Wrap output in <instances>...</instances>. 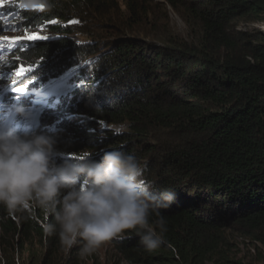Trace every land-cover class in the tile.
<instances>
[{
    "label": "trees",
    "instance_id": "obj_1",
    "mask_svg": "<svg viewBox=\"0 0 264 264\" xmlns=\"http://www.w3.org/2000/svg\"><path fill=\"white\" fill-rule=\"evenodd\" d=\"M259 23L264 0H0V36L54 35L0 40V83L14 87L23 66L27 93L71 85L44 100L20 95L14 106L31 119L7 125L54 136L57 163L132 153L148 180L176 193L161 210L159 249L145 252L135 233L107 241L129 264H264V30L238 28ZM51 221L36 207L0 206V264H81L79 245L45 233Z\"/></svg>",
    "mask_w": 264,
    "mask_h": 264
},
{
    "label": "clouds",
    "instance_id": "obj_2",
    "mask_svg": "<svg viewBox=\"0 0 264 264\" xmlns=\"http://www.w3.org/2000/svg\"><path fill=\"white\" fill-rule=\"evenodd\" d=\"M36 91L25 93L52 95ZM0 93V115L5 117L1 113L11 109L0 120V206L10 212L39 208L52 217L44 224L45 233L56 236L63 248L79 245L81 256L128 233L139 237L145 252L165 243L161 210L175 202L174 189H158L146 178L138 158L118 148L106 151L99 161L89 159V154L57 163L60 153L54 136L20 133L7 125L16 116L31 119L23 107L14 106L22 94L14 93L11 83H0ZM114 131L121 133L119 127Z\"/></svg>",
    "mask_w": 264,
    "mask_h": 264
},
{
    "label": "rangeland",
    "instance_id": "obj_3",
    "mask_svg": "<svg viewBox=\"0 0 264 264\" xmlns=\"http://www.w3.org/2000/svg\"><path fill=\"white\" fill-rule=\"evenodd\" d=\"M157 2H162L163 0H156ZM120 4V5H119ZM119 6L121 5V2L119 1ZM24 6H27L26 4ZM167 13H168V19L170 20V23L174 27L176 31L179 33H185V25L181 21L180 17L175 14L168 6H166ZM251 27L257 28L260 30H264V23L259 24H253V25H244L240 24L238 28L240 30H249ZM32 36H41L45 37L46 39L54 38V35L47 32L45 29L42 28H34V29H27V30H15V32H11L9 36L7 34L0 37V40H8V41H17V40H29V41H36L33 39H30L29 37ZM71 38L76 42H85L86 39L79 36H71ZM41 40V39H39ZM7 84H10V82H7ZM18 84V83H17ZM70 83L68 82L67 78H64L60 80L59 82H52L49 85H47L45 88H40L39 92H44L46 95L48 93L58 96L60 94H64L67 92L70 88ZM13 88V86H12ZM34 92H37L36 90H33ZM9 92V91H8ZM33 93V92H32ZM10 93H7L9 95ZM37 97L44 100L43 96L40 94ZM11 109H8L5 112H2L5 117H2L0 115V120L5 119L8 117V111ZM14 112V111H13ZM1 125V124H0ZM116 129V128H115ZM236 243L239 245V243L242 242L241 239L237 238L235 239ZM81 264H129L128 262L124 261L122 257L110 246L109 242H105L101 247H99L94 253L88 256H81Z\"/></svg>",
    "mask_w": 264,
    "mask_h": 264
},
{
    "label": "snow or ice",
    "instance_id": "obj_4",
    "mask_svg": "<svg viewBox=\"0 0 264 264\" xmlns=\"http://www.w3.org/2000/svg\"><path fill=\"white\" fill-rule=\"evenodd\" d=\"M75 23V21H74ZM30 39L33 40H39V39H46L45 37H41V36H32L29 37ZM31 69H26L23 66H21L17 71H16V76L19 78V83L16 84L13 88L12 91L16 94H23L26 92L28 85L31 83V81H28L27 83L24 81V78L26 77V75L31 72ZM75 158V157H73Z\"/></svg>",
    "mask_w": 264,
    "mask_h": 264
}]
</instances>
